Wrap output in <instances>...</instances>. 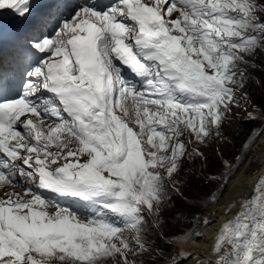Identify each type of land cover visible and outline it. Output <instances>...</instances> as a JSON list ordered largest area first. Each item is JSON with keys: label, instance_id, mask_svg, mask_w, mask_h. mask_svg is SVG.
I'll return each mask as SVG.
<instances>
[{"label": "snow or ice", "instance_id": "snow-or-ice-1", "mask_svg": "<svg viewBox=\"0 0 264 264\" xmlns=\"http://www.w3.org/2000/svg\"><path fill=\"white\" fill-rule=\"evenodd\" d=\"M9 14L0 264H264V177L207 258L180 247L218 203L189 200L185 166L207 165L239 112L256 125L245 147L264 137L246 90L264 0H0V24Z\"/></svg>", "mask_w": 264, "mask_h": 264}, {"label": "rangeland", "instance_id": "rangeland-1", "mask_svg": "<svg viewBox=\"0 0 264 264\" xmlns=\"http://www.w3.org/2000/svg\"><path fill=\"white\" fill-rule=\"evenodd\" d=\"M256 63L258 67L256 70L250 71L251 82L246 90L252 97L250 103L261 106L264 105V57L259 58ZM237 117L236 122L231 124L226 130L227 144L216 142L213 148L203 149L208 156L207 165L197 161L194 165L188 164L185 166L184 171L191 173V175L183 177L186 181L183 191L190 201L193 198L202 200L205 194L210 192H214L219 200L225 193L233 177L236 176L237 172L245 164L251 165L250 167L253 168L252 172H258L263 167L264 157L258 159L255 163L252 162V151L259 138L251 147H245L247 139L252 134V130L256 125L247 123L243 119L242 112L237 113ZM220 153H223L224 159L234 161V167L231 170L225 169L222 166ZM221 172L224 173L223 177L220 175ZM209 175L216 176V180L208 181L205 177ZM208 208L206 211L200 209H196V211L199 215L205 216ZM170 214V212H166L165 217ZM169 223L172 222L170 221ZM200 228H204V225L200 224L194 231H198ZM171 231H175V228L173 227ZM158 243L161 247H164L161 241H158Z\"/></svg>", "mask_w": 264, "mask_h": 264}, {"label": "bare ground", "instance_id": "bare-ground-1", "mask_svg": "<svg viewBox=\"0 0 264 264\" xmlns=\"http://www.w3.org/2000/svg\"><path fill=\"white\" fill-rule=\"evenodd\" d=\"M18 31L20 28L13 15H4L2 24H0V35H14ZM262 157H264V137L259 138L253 148L252 162L255 163ZM250 166L245 164L233 177L218 203L208 208L205 216L210 220V226L206 229L205 234L180 247L194 251L203 258L208 257L212 248V241L216 238L217 233L225 223L233 221L237 214L242 211V202L253 196L258 181L264 177V165L258 172H252L253 168Z\"/></svg>", "mask_w": 264, "mask_h": 264}, {"label": "trees", "instance_id": "trees-1", "mask_svg": "<svg viewBox=\"0 0 264 264\" xmlns=\"http://www.w3.org/2000/svg\"><path fill=\"white\" fill-rule=\"evenodd\" d=\"M162 242V241H161ZM163 243V242H162ZM163 245H164V243H163ZM164 247H165V245H164Z\"/></svg>", "mask_w": 264, "mask_h": 264}]
</instances>
